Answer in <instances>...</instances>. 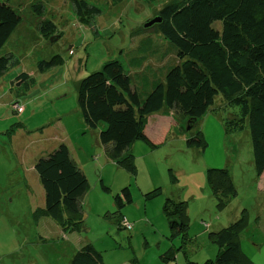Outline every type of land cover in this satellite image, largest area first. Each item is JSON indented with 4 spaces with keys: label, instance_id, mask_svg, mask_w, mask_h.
<instances>
[{
    "label": "rangeland",
    "instance_id": "374dc122",
    "mask_svg": "<svg viewBox=\"0 0 264 264\" xmlns=\"http://www.w3.org/2000/svg\"><path fill=\"white\" fill-rule=\"evenodd\" d=\"M1 1L18 11L22 23L0 52L13 55L9 73H0V264H71L87 244L102 254L104 264H204L219 252L210 234L242 215L248 218L240 238L242 251L251 264H264V178L256 172L249 127L226 129L238 107L225 109L220 96L215 109L192 130H187L189 120L177 117L180 124L165 144L153 147L139 140L131 145L126 155L134 160L128 168L100 143L104 125L89 129L77 105L83 77L110 60H120L130 71L129 61L138 48L157 51L153 58L151 51L140 53L147 57L145 68L165 82L169 68L178 63L175 50L157 25L143 28L175 0H84L102 11L92 25L79 21L74 0ZM39 3L44 5L43 17L33 11ZM43 19L57 26L49 40L40 35ZM56 54L65 64L41 73L38 63ZM23 71L36 78L31 89L21 81L11 82ZM152 81L147 90L139 83V92L148 93ZM16 103L23 113L15 112ZM165 120L161 124H167ZM149 121L151 133L159 131L160 136L167 130L158 117ZM198 131L203 132L206 147L189 149L186 141ZM61 144L69 147L89 182L80 201L81 217L75 220L82 223L75 232L65 231L62 221L43 217L45 191L35 171L36 161ZM209 169L229 170L236 194L225 198L213 191L207 181ZM126 187L133 203L118 211L115 196ZM155 189L161 194L147 200ZM169 198L185 202L186 234L171 228L164 211ZM170 252L175 259L167 258Z\"/></svg>",
    "mask_w": 264,
    "mask_h": 264
},
{
    "label": "trees",
    "instance_id": "16d2710c",
    "mask_svg": "<svg viewBox=\"0 0 264 264\" xmlns=\"http://www.w3.org/2000/svg\"><path fill=\"white\" fill-rule=\"evenodd\" d=\"M74 7L77 18L84 25H92L94 18L102 13L98 7L84 0H74ZM33 11L43 17L44 5L35 4ZM157 16L163 19L157 25L158 31L175 50L178 63L169 68L165 82H162L156 79V72L154 75L149 66L141 73L132 74L145 64L147 57L140 53L145 49L138 48V54L130 59V71L120 60L106 62L79 82L77 105L84 123L92 130L103 124L100 143L112 159L131 168L134 157L126 153L132 144L139 140L153 147L165 144L173 127L180 124L179 117L189 120L188 125L194 120L192 130L212 108L215 109L221 96L225 109L231 106L239 108L226 123L227 132L243 131L249 127L256 172L259 178L262 177L264 0H175L164 6ZM21 23L22 16L18 11L0 0V52ZM217 23L220 24L215 25ZM219 25L220 28L217 27ZM39 30L42 38L49 40L55 35L57 26L43 19ZM145 51H151L152 58L157 53L155 49ZM79 63L82 64L81 61ZM64 64L65 59L56 54L49 60L40 61L38 68L44 73ZM81 64L77 68L82 67ZM12 65V54L0 56L1 74L9 73ZM20 81L29 89L37 83L35 77L25 72L11 82ZM151 81L148 93L139 92V83L142 82L143 89L147 90ZM16 105L21 107L16 103L15 112L21 114ZM161 113H170L171 117L161 116ZM159 115L170 121L163 125L167 130L154 138L148 134L149 118ZM186 145L189 149H204L206 141L203 132L198 131L186 141ZM36 162L35 171L45 191L43 217L59 224L62 221L65 231L80 230L78 224L82 222L76 223L75 220L81 217L80 201L88 191L89 182L69 147L61 144ZM207 181L211 189L222 197L230 198L236 194V186L227 169H209ZM161 192V189H155L146 195V199H153ZM132 203L133 195L129 187L115 196L118 211ZM185 210V202L170 198L164 207L171 228L179 235L186 234L187 230ZM121 221L124 227L129 224L124 219ZM247 225L248 218L242 215L228 227L212 232L210 239L217 244L219 252L216 259L204 264H251L240 242L241 233ZM132 227L126 228L130 230ZM167 258L175 259V253L170 252ZM71 264H104V260L93 245L87 244L77 252Z\"/></svg>",
    "mask_w": 264,
    "mask_h": 264
},
{
    "label": "crops",
    "instance_id": "0c3cea01",
    "mask_svg": "<svg viewBox=\"0 0 264 264\" xmlns=\"http://www.w3.org/2000/svg\"><path fill=\"white\" fill-rule=\"evenodd\" d=\"M13 37V36H12ZM4 49V48H3ZM8 55H10V54H8ZM147 62H148V60L146 59L145 60V64L143 65V67L142 68H136V70L134 71L135 73H137V72H139V73H141L140 72V70H143L144 68H145V65L147 64ZM75 68H77V66H75ZM24 72V71H23ZM156 117H158V121H159V124H161V122H162V120L163 119H166L165 121H169L170 119L169 118H166V117H160V116H156ZM169 119V120H168ZM151 124V123H150ZM150 124H149V126H150ZM163 124H165V123H162L161 125H163ZM160 125V126H161ZM148 134H149V136H152V137H154V138H156V137H159V136H157V134H159L160 132L158 131V132H156V133H151V131H149V127H148ZM165 132V131H164ZM164 132H162L161 134H163ZM161 136V135H160ZM262 178H264V175L262 176Z\"/></svg>",
    "mask_w": 264,
    "mask_h": 264
},
{
    "label": "water",
    "instance_id": "95a60500",
    "mask_svg": "<svg viewBox=\"0 0 264 264\" xmlns=\"http://www.w3.org/2000/svg\"><path fill=\"white\" fill-rule=\"evenodd\" d=\"M163 21L161 16H156L155 18L151 19L148 23L144 25L143 29H149L151 27H154L155 25L161 24ZM194 120L191 121V124L188 126L187 130H190L192 126L194 125Z\"/></svg>",
    "mask_w": 264,
    "mask_h": 264
},
{
    "label": "built area",
    "instance_id": "2783aa9c",
    "mask_svg": "<svg viewBox=\"0 0 264 264\" xmlns=\"http://www.w3.org/2000/svg\"><path fill=\"white\" fill-rule=\"evenodd\" d=\"M16 110H18L20 113H22L24 111V108L23 107H19V106L16 105ZM126 225H127L126 226L127 228H131L132 227L131 225H129L127 223H126Z\"/></svg>",
    "mask_w": 264,
    "mask_h": 264
}]
</instances>
